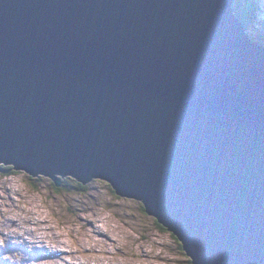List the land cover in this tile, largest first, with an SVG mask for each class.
<instances>
[{"label":"water","instance_id":"1","mask_svg":"<svg viewBox=\"0 0 264 264\" xmlns=\"http://www.w3.org/2000/svg\"><path fill=\"white\" fill-rule=\"evenodd\" d=\"M234 1L0 0V165L106 181L192 264H264V46Z\"/></svg>","mask_w":264,"mask_h":264},{"label":"rangeland","instance_id":"2","mask_svg":"<svg viewBox=\"0 0 264 264\" xmlns=\"http://www.w3.org/2000/svg\"><path fill=\"white\" fill-rule=\"evenodd\" d=\"M257 1L264 18V0ZM4 174L0 264H192L178 239L158 228L141 201L115 194L104 180L87 181L84 191H56L45 176ZM44 218V224L38 222ZM47 250L63 252L50 256Z\"/></svg>","mask_w":264,"mask_h":264},{"label":"trees","instance_id":"3","mask_svg":"<svg viewBox=\"0 0 264 264\" xmlns=\"http://www.w3.org/2000/svg\"><path fill=\"white\" fill-rule=\"evenodd\" d=\"M234 9L236 16L245 25L246 30L249 31L250 37L264 46V18L260 17V11L262 10L261 4L257 0H235ZM0 167L5 171L4 175H11L18 172L10 165H0ZM83 184L78 180L73 181L69 177H66L62 179V184L59 187L54 183L53 187L56 191L65 189L68 191H84L85 186ZM155 222L161 231H167L156 219Z\"/></svg>","mask_w":264,"mask_h":264},{"label":"bare ground","instance_id":"4","mask_svg":"<svg viewBox=\"0 0 264 264\" xmlns=\"http://www.w3.org/2000/svg\"><path fill=\"white\" fill-rule=\"evenodd\" d=\"M76 179V178H75ZM77 180V179H76ZM79 181V180H78ZM84 220V219H83ZM45 221V218L44 219H38V222L39 223H43ZM47 223V222H46ZM26 224H31L30 222H28L27 223V221H26ZM36 224V223H35ZM44 224V223H43ZM90 226H92V227H94L93 225H90ZM95 228V227H94ZM93 228V229H94ZM33 231H34V229H33ZM35 232V231H34ZM94 233L98 236V235H102L103 233L102 232H98V231H94ZM104 235V234H103ZM38 237V236H37ZM102 237V236H101ZM42 247V246H41ZM63 251H57V252H54L53 250H47V253L46 254H48V255H55V254H61ZM54 253V254H53ZM71 253V252H70ZM59 257V256H58Z\"/></svg>","mask_w":264,"mask_h":264}]
</instances>
